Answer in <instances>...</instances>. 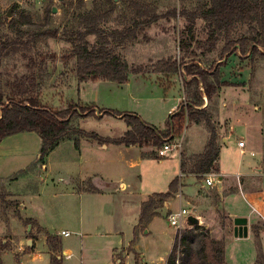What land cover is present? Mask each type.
<instances>
[{"label":"rangeland","instance_id":"1","mask_svg":"<svg viewBox=\"0 0 264 264\" xmlns=\"http://www.w3.org/2000/svg\"><path fill=\"white\" fill-rule=\"evenodd\" d=\"M135 4L148 7L159 19L139 31L135 40L124 43L115 51L129 65L142 66L144 72L131 74L124 84L104 80L79 82L75 74V58L65 59L64 56L72 49L74 32L82 28L80 20L95 14L106 15V20L100 23L102 28L106 31L121 29L132 21ZM209 5V0H0V41L4 42L7 50L0 59V90L4 98L12 94L23 97L35 95L41 103L54 110H66L70 104L93 105L97 109L137 113L145 120L150 116L149 119L158 124L177 97L181 98V102L184 100L181 75L157 72L162 67L160 62L171 58L176 61L199 60L204 65L220 58L227 39L224 34L214 36L208 24L196 18L198 12ZM183 12L194 13V20L189 22ZM45 32L56 35L53 37ZM247 32V26H238L231 39ZM181 38L186 42L185 50L180 49ZM88 39L93 42L95 38L91 36ZM208 40L215 46L210 52L206 50ZM218 62L225 63L220 67V79L232 85L221 86L209 105L217 143L219 145L222 137V126L226 130L235 127L237 134L243 137H236L235 140L244 141L243 154L236 152L230 141L219 160L221 169L230 175L225 176V198L239 190L244 193L253 191L255 196L252 198L248 193L245 197L238 193L227 199L225 206L248 217V224L253 223L252 239L255 244L259 242L264 250V192H260L264 189V56L251 57L247 54L241 57L238 52L231 51V55ZM159 84L167 88L162 91L164 94ZM206 105L208 101L204 98ZM95 114L71 116L66 136L72 141L67 144L86 152L85 143L78 141L85 137L79 134V130L95 133L98 137L118 138L130 129L120 117L99 112ZM199 128L208 133L203 123L199 124ZM199 130L194 123H188L186 132L182 131L178 137L165 141L173 149L163 157L155 153L159 146H150L140 164L130 167L128 158H135V154L127 160L119 156L116 160L115 155L110 153L103 156L101 169L102 173L109 175V187H114L112 183L123 175L127 182L131 180L128 188L136 190L139 199L146 200L148 195L166 192L170 182L177 177L178 186L169 200L180 198L182 190L189 201L182 200V206L198 219L197 224L187 225L182 234L189 229L202 228L208 238L221 240L225 245L227 238L226 244L231 240L233 221L215 187L201 185L203 181L200 180L207 175L214 178V171L201 177L180 176L179 173V154L186 168L190 167L195 155L188 150L191 143L195 146L199 144ZM15 139L19 142L11 144L9 151L0 153V250L4 248L10 253L4 264H46L45 261H32L31 255L25 254L29 247L24 241L33 235L37 227V222L29 217L30 209L34 208L39 214L47 212L45 201H29L34 196L32 193L40 191L36 173L45 172L44 162L40 163L38 156L41 138L36 133L27 132L17 134ZM97 142L102 143V140ZM177 143L180 147L175 148ZM65 146L68 145H60L49 158H45L47 171L52 174L79 170L78 156L71 158V152L68 154ZM134 174H139V178L133 179ZM252 174L258 175L249 176ZM56 188L63 190L61 184H57ZM117 189L115 194L112 193L116 201L115 215L124 214L127 217L123 230L129 235L136 207H122L123 193L129 194V190L122 192ZM58 196L53 200L55 209L52 210L54 218L51 223L56 228L73 229L82 220L83 214H78L73 206L72 211L64 209L66 199ZM177 202L173 200L171 209L174 211L181 208ZM164 206L157 208L153 215L160 216L151 223L139 225L138 221L134 247L132 242L116 251L115 260H119L116 264H166L175 241V229L167 219L173 211L163 210ZM52 233L56 236V232ZM2 239L7 241L3 243ZM250 244L247 240L242 243L229 241L228 254H232L239 264H249Z\"/></svg>","mask_w":264,"mask_h":264},{"label":"trees","instance_id":"2","mask_svg":"<svg viewBox=\"0 0 264 264\" xmlns=\"http://www.w3.org/2000/svg\"><path fill=\"white\" fill-rule=\"evenodd\" d=\"M207 9L201 10L196 18L204 20L211 33L224 34L227 39L221 51L219 60L232 52L246 56L250 54L264 56V0H209ZM135 15L129 25L121 29L106 31L100 23L106 20V15H92L82 18V28L74 32L72 49L65 59L75 58V74L79 82L104 80L116 84H124L131 74L144 72L140 65H129L116 53L115 49L126 42L137 38V33L149 27L159 19L151 13L148 7L134 5ZM189 22L195 18L194 13L183 12ZM238 26H247L248 32L231 39ZM55 37L56 34L45 32ZM94 37L90 42L89 37ZM209 43V40H208ZM180 49H186L184 38L180 39ZM213 43L206 47L208 52L214 48ZM7 53L4 42L0 41V59ZM214 60L204 64L199 60L176 61L168 58L160 62L162 66L157 72L165 74H180L182 78L184 100L179 104V110L168 116L164 123L165 130L144 122L137 113L122 112L114 109H97L95 106H79L70 104L66 110H54L45 106L38 97L29 94L18 96L12 94L4 98L0 90V142L9 136L34 132L41 138L39 162L61 141L70 138V118L77 115H96L95 112L111 114L125 121L128 129L118 138L98 137L95 133L79 130V134L102 143L124 144L126 146H162L165 141L181 135L186 123H203L208 130L209 138L202 153L191 159L190 167L186 168L181 157L180 169L182 173H194L198 176L216 170V160L219 153L217 134L212 122V112L209 105L215 92L230 82L220 79V67L224 62ZM161 87V85L159 84ZM166 91V87H161ZM204 98L208 101L205 107ZM179 179H173L166 192L153 193L142 203L139 225H144L153 216L157 208H162L173 196ZM136 235V234H135ZM197 241V242H196ZM134 242V240H133ZM60 239L57 236L47 235V244L52 253L60 251ZM196 243V244H195ZM177 238L167 257L166 264H176ZM257 258L253 264H263L264 254L259 242H256ZM178 264H226L224 259V243L207 237L202 228L186 230L181 234L179 241ZM50 264H62L61 259L54 254L50 256Z\"/></svg>","mask_w":264,"mask_h":264},{"label":"crops","instance_id":"3","mask_svg":"<svg viewBox=\"0 0 264 264\" xmlns=\"http://www.w3.org/2000/svg\"><path fill=\"white\" fill-rule=\"evenodd\" d=\"M158 87L160 88L161 93L164 94L162 92L163 89L159 85ZM180 103H181V98L177 97L173 105L166 109L165 116L161 119L162 122L158 124L151 121L149 119L150 116L146 120L143 118L141 119L148 124L156 126L160 130H164L165 129L164 123L166 118H168L169 115L176 112ZM194 124L197 125L198 129L202 131L200 132L199 130L200 142L197 146H195L194 143H191L188 151H190L189 153L191 154L197 155L203 152L207 144L209 134L205 130L199 128V124L197 123ZM187 129H188V124L186 125V128L183 129V133L186 132ZM220 132H222V137L219 143L218 157L215 162L216 170L214 171L215 177L213 178L214 179L213 181L215 182L213 187H215L216 193L219 195L220 201H222V203L224 204L228 216L233 221L235 217H245V215L226 207L225 201L231 198V196H235L238 193L243 194V196L246 195L245 197H248L247 194L249 192L244 193L243 191L239 190L237 193L230 194L225 198V181H227V179H225V176L229 177L230 175L225 174V172L221 169L219 160L223 155V153L225 152V147L229 146L230 141H232V145L236 150V152H238L239 154H243L242 153L243 150L238 147L237 140H235L236 137H240V139H242L243 137L242 135L237 134L235 127H233L231 130L228 129L226 130L225 126H222L220 128ZM16 136L17 134L9 136L8 138L6 137V139L4 138L0 142V153L9 151L11 148V144L19 142V139H15ZM11 138H13V140H9ZM71 139L72 138H67L61 141L51 152H49V154L45 158L46 159L49 158L50 155L60 147V145L61 146L64 144L68 145L65 146V150H67L68 154L71 152V158L74 155L75 157L78 156L79 170L74 172L66 171L62 173L52 174L51 171H47L48 166L46 164V161H44L43 166L45 172L36 173L37 175L36 177H38L37 179L40 180V191L36 193H32L34 196L29 201L30 203L32 202V200L45 201V203L47 204L46 205L47 212L45 214H39L38 212L35 211L34 208L30 209L31 213L29 217L37 222L36 223L37 227H35V231L37 229V232L34 231L31 237L28 238L26 237L24 239L25 243H27L28 240H31V246H28L29 249L25 254L31 255L32 261L33 259L38 261H45L46 264H50L51 254H54L56 257L61 259L62 264H116L115 262L119 261V260H115L116 251L126 247L134 240L137 223L140 218L142 203L146 199H139V195L138 193H136L137 191L128 188L131 185L130 184L131 180L127 182L126 177L123 175L120 176L118 180L115 179V182L112 183V186L114 185V187H109V183H110L109 175L102 173V169H101L102 159L104 158L103 156L110 153L115 155L116 160L118 156L120 159L127 160L128 157H131L135 154L136 155L135 158L132 159L128 158L130 167H134L135 165L137 166V164H140L144 156H147L146 150L150 148V146L149 147L138 146V145L126 146L124 144L98 143L97 140L95 139L81 137L78 140L79 143L84 142L86 146L85 147L86 152H82L80 149H77L76 146L72 147L70 144H67L72 141ZM110 150L111 152H109ZM178 159H179L180 175H191L193 177H196V174L194 173H188V172L182 173L180 169V162H181L180 154ZM237 175H242V174L238 173ZM253 175H258V174H252L249 176H253ZM132 178L138 179L139 174H134ZM200 180L203 181V184L201 185L205 186L204 180L201 178ZM57 184H61L63 190L62 189L58 190L59 188H56ZM116 187H118V189ZM116 189L122 192L129 190V194L125 192L123 193V196L125 198H122L121 200L122 207L133 206L132 209L136 207L135 216L133 217L132 223H130L131 231L129 235H126V233H124L125 229L123 230L124 219L127 217H125L124 214H122L121 216L115 215L116 201H115V196L112 193L115 194ZM42 191L45 193L44 195H42ZM252 192L249 193V195L253 198L255 196L254 194H252ZM260 192L263 193L264 189L263 191ZM58 195H62L66 199L64 200V202H66L65 203L66 206H64V209L66 208L72 211L71 208L73 206V209H77L78 214L80 212L81 214H83L82 220L78 224H75L73 229H67L66 227L56 228L54 227V224L51 223L52 218H54V216L52 215V210L55 209L53 207V202H54L53 200L58 198L59 197ZM185 195L186 194L182 190H180V198L177 197L168 200L165 203L163 210L165 209L168 211V209H171L173 205V200H175L176 202L178 201L177 203L179 204V207L180 206L183 207L182 200L185 199L187 202H189L186 199ZM75 202L77 203L75 204ZM252 208L254 209L253 211H255L256 208L254 206ZM251 210L250 212H253ZM159 216L160 214L153 215L149 219L148 224L151 223L154 220V218H157ZM246 218H247V230H248L247 236L235 237L234 234L232 233V235L229 237L231 240L229 241L242 243V241L247 240L248 243H251L250 244L251 251L249 253V258H250L249 260L251 261L249 264H253L257 258V248L255 242L252 239L253 223L249 225L248 217L246 216ZM233 228H234V223H233ZM62 231H67L69 232V234L62 235L61 234ZM52 232H56L55 233L56 236L61 241L60 243L61 249L60 251L55 253H52V251L50 250L47 244V235L48 234L52 235L53 234ZM72 235H74L73 238H71ZM137 237L138 238L140 237V233L137 235ZM227 240L228 238L225 240V245H224L225 262L226 264H239V262L235 259L234 256H232V254H228L229 241L226 244ZM251 240L254 242V244L253 242H250ZM6 241L7 240L2 239L3 243H5ZM133 247H134V242H133ZM63 255H70V257L65 258ZM9 256L10 253H8L7 250H5L4 248L0 250V259L2 261V264H4V260L7 259ZM22 258L23 256L20 257V261H22Z\"/></svg>","mask_w":264,"mask_h":264},{"label":"built area","instance_id":"4","mask_svg":"<svg viewBox=\"0 0 264 264\" xmlns=\"http://www.w3.org/2000/svg\"><path fill=\"white\" fill-rule=\"evenodd\" d=\"M237 145L239 148H243L244 147V141L243 140H239L237 142ZM175 148L176 147H180V144L177 143L174 145ZM173 147L169 146L168 143H164L162 146L158 147L156 149V154L158 157H163L167 154L168 151L172 150ZM182 176V175H180ZM179 176V177H180ZM204 184L206 186L212 187L214 185V179L212 175H207L204 179ZM180 196V194H179ZM191 213L188 212L187 209H185L184 207L179 208V210L177 211H173L171 213L168 214L167 219L169 224L175 229V238H177V259H176V264L179 263L178 260V256H179V241H180V236L182 234V230L187 227V217L190 215ZM62 235H68L69 232L67 231H62L61 232ZM65 258H69L70 255H63Z\"/></svg>","mask_w":264,"mask_h":264},{"label":"water","instance_id":"5","mask_svg":"<svg viewBox=\"0 0 264 264\" xmlns=\"http://www.w3.org/2000/svg\"><path fill=\"white\" fill-rule=\"evenodd\" d=\"M53 12L56 11L55 8L52 9ZM7 15H10V8L8 9ZM179 110V108L176 110V112ZM198 223L197 217L193 215H189L187 217V225L193 226ZM234 228H233V234L235 237H245L247 236V219L245 217H235L233 220ZM29 230V226H28ZM27 245L31 246V240L27 241Z\"/></svg>","mask_w":264,"mask_h":264}]
</instances>
